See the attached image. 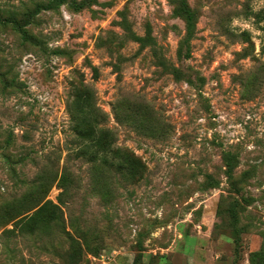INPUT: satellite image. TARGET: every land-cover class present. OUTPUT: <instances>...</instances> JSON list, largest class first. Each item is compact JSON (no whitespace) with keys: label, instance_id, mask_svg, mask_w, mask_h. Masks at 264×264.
Wrapping results in <instances>:
<instances>
[{"label":"rangeland","instance_id":"374dc122","mask_svg":"<svg viewBox=\"0 0 264 264\" xmlns=\"http://www.w3.org/2000/svg\"><path fill=\"white\" fill-rule=\"evenodd\" d=\"M49 1L0 0V264H264V0H185L189 56L180 0ZM73 85L127 176L76 156ZM43 170L62 213L33 229Z\"/></svg>","mask_w":264,"mask_h":264},{"label":"trees","instance_id":"16d2710c","mask_svg":"<svg viewBox=\"0 0 264 264\" xmlns=\"http://www.w3.org/2000/svg\"><path fill=\"white\" fill-rule=\"evenodd\" d=\"M67 0H50L46 4L37 5L35 12L41 9H52L59 5L66 3ZM86 4V1L77 3L75 0L70 1L74 10L82 9ZM178 12L184 17L188 36L184 39L186 45L185 56H189L188 39L191 34V30L194 26L195 12L187 4L185 0H180L178 3ZM180 54V50L178 52ZM73 93L75 95L73 99V106L70 111L72 129L74 130L77 138L79 148L76 151L77 157H83L99 172L101 178L111 176L113 173H121L124 176L131 173L127 161L134 159L133 154L124 148H119L114 145L113 132L105 127L98 126V122L103 114L94 105L93 95L94 92L86 85L78 86L73 85ZM137 109V106H134ZM141 111V109H137ZM137 111L132 117L136 119L139 114L143 113ZM142 123V122H141ZM143 124V123H142ZM132 156V157H131ZM229 158V156H228ZM231 165L228 163V169L226 170L228 176H230ZM51 172L43 170L37 177V183L33 185L29 193L20 197L15 201L13 209L17 210L18 214L26 213L33 209L34 212L30 215H25L24 218L32 223V228H48L57 222L61 216V206L59 203L53 202L51 199H47L48 188L56 177V174L50 175ZM69 170L67 168L62 169V172L58 178L57 184L62 188H67L69 183ZM232 216H236V211H232Z\"/></svg>","mask_w":264,"mask_h":264}]
</instances>
